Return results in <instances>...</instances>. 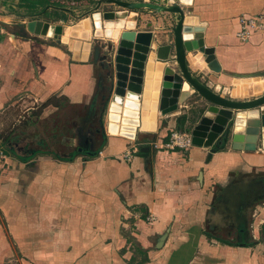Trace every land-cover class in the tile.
Returning a JSON list of instances; mask_svg holds the SVG:
<instances>
[{"label":"crops","instance_id":"obj_1","mask_svg":"<svg viewBox=\"0 0 264 264\" xmlns=\"http://www.w3.org/2000/svg\"><path fill=\"white\" fill-rule=\"evenodd\" d=\"M38 1L42 0H34L33 10L38 9L35 8ZM25 4L22 0H0L1 9L7 10L9 15L10 11L25 8ZM37 11L41 19L52 24H60L58 20L63 21L62 16L64 20L68 17V8L59 5H42ZM184 13L197 16L203 23V45L213 49L222 70L264 69V30L252 31L244 41L234 36L239 27L238 18L264 13V0H191ZM144 15H139L141 22L135 30L143 29L149 22L152 34L163 32L164 26L158 17L153 18L150 9ZM107 40L103 38L99 42ZM27 41L34 49V57L28 61L30 68L26 53L19 49L15 58L10 53V43L0 42V75L6 79L0 82V103L25 85L40 99L56 93L71 103H89L99 87L104 106V142L95 156L86 160L76 157L62 162L41 155L21 168L23 175L19 176L18 186L8 190L1 206L20 253L31 261L36 257L39 264H124L118 254L122 245L117 238V222L125 219L135 221L133 235L140 236L147 244L152 237L163 233L168 237L181 236L179 241L185 249L180 252L197 253V256L192 255L190 259L187 256L185 261L179 259L176 264H223L216 253H212L213 246L202 244L201 229L203 223L211 219L207 214L209 205L215 211L217 205L229 204L228 199H217L216 188L220 184L228 189L235 175H240L245 183L247 203L259 199L257 210L254 209L255 213L261 212L253 225L256 234L264 221V148L260 144L246 151L232 149L226 142L209 157L206 156L209 147L191 144L183 150H159L163 145L161 141L169 134L167 131L179 130L188 121L190 111L193 124L201 116L198 106L194 105V96L182 103L175 102L174 110L166 113L157 105L153 129L137 126L132 139L109 134L106 113L111 84L103 57L105 47L99 48L98 58L94 60L91 50L81 57L80 51L68 50L63 41ZM26 44V41L17 42L18 48ZM187 58L191 68L203 67V60L197 55L188 52ZM143 146L147 150L141 157L136 149ZM152 147L157 149L151 155ZM138 212L144 216H139ZM197 239L199 244L194 245ZM260 242L262 245L251 247L219 245L217 249L223 250L226 257L238 259L236 264H264V239L260 238ZM64 256L66 258L60 262ZM157 263L164 264V261Z\"/></svg>","mask_w":264,"mask_h":264},{"label":"rangeland","instance_id":"obj_2","mask_svg":"<svg viewBox=\"0 0 264 264\" xmlns=\"http://www.w3.org/2000/svg\"><path fill=\"white\" fill-rule=\"evenodd\" d=\"M163 1L157 0L155 2ZM96 2L97 0H42L41 2L38 1L35 8L39 10L42 5H59L68 8L67 19L65 21L58 20V23L66 26L72 21L87 15L92 10H100L105 7L102 3L96 6ZM189 5L182 6L183 10L186 11ZM107 6L109 5L106 4ZM112 9H117V7L112 5ZM37 10L28 12L30 9L27 8L15 9L10 11L9 15L7 10L0 7V16L3 15V18L0 17V19L5 20L0 22V42L10 43L9 50L15 58L18 56L19 49L22 51L21 53H26L28 68H30L28 61L34 57V49L29 47L27 40L30 39L38 43L55 42L51 38L33 35L26 31V20L42 17ZM147 11V8H142L136 12L135 27L141 22L139 15L141 14L144 17ZM151 12L154 15L153 18L158 17L162 26L165 27L166 24H169V14L165 12L157 13L154 10H151ZM5 14L6 16H4ZM153 21L157 22V20ZM19 40L22 43L26 41L27 44L24 47L20 46L22 48H18L17 42ZM90 40H93L92 37ZM106 72L109 73V71ZM202 73L200 75L204 81L208 82L221 95L227 96L229 88L232 86L233 78L231 76H223L220 73L213 74L205 70ZM1 80L3 78L0 75V82ZM3 81L5 82L6 79ZM9 81L12 82L14 80L10 79ZM98 89L94 92L89 103H71L63 95H57L56 93H50L40 99L39 96L30 93L29 87L25 85L15 91L16 93L11 94L10 98L3 104L0 103V264H39L36 262V257H33L32 259L34 260L31 261L17 250L12 233L8 230L7 221L1 206L4 205L8 190L18 186L19 176L23 175L21 168L31 164V161L37 158L36 156H41L34 155L35 153H44L45 156L62 162L70 161L76 157L86 160L88 158L85 153H94L102 146L104 142V106L103 101L100 100ZM191 96L194 95L192 94ZM196 98L198 97L194 96L193 98L196 102L194 105L195 107L198 106L200 113H203L207 103ZM192 113L191 111L188 113V121L184 125L182 124L178 128L179 130L171 129L167 131L169 135L161 141L163 145L158 147L159 150L161 148L183 150L189 147L182 140L183 137L180 134L189 135L192 126L197 122L193 124ZM173 132H176L178 137L170 139V134ZM13 139H16V141ZM1 144L4 145L2 146ZM225 144L220 142L219 146H224ZM169 145L172 148L168 147ZM77 147L81 148L80 151H77ZM5 148L13 152L16 157L8 155ZM156 149L155 147L151 148L153 150V152H150L151 155L156 152ZM136 152H138V149H136ZM24 157L26 158L24 161L19 160V158ZM241 179L240 175L239 177L235 175L234 182H230L228 189L224 185H217V199L222 201L228 199L227 201L230 205L219 204L215 211L209 205L207 214L211 219L206 220L201 229V235H203V238L201 237L202 244L207 243V245L213 246L211 247L212 253H216L218 261L223 264H236L238 259L232 256L226 257L224 251L218 250L217 246L251 247L255 244L262 245L260 238L264 239L261 230V225L264 224V221L260 223L261 225L259 224L260 228L258 227L256 234L253 232V225L258 221L261 213L258 214L259 211L257 213L254 211L259 204V199L252 200L249 204L247 203L246 191L248 190H245V183H242ZM232 191L234 197H232ZM231 210L234 211L233 214ZM140 211H143V209ZM138 214L139 216H144L142 212H138ZM134 222L133 220L125 219L117 222L119 235L117 238L121 239L120 244L122 245L118 254L124 264H159L157 263L158 261H164V264H176L179 259L185 261L187 256L189 259L192 255H194V258L197 256V253L180 252L184 246L181 244L182 241H179L182 237L176 234L168 237L163 233L152 237L148 244L145 241L142 242L140 236L136 237L133 235L135 232ZM215 238H219L225 243L219 242ZM198 240L194 241V245L199 244ZM249 240L254 243L252 245H237L238 243H247ZM179 244H181L180 247L177 246ZM174 249H176L175 252L173 251ZM149 250H151V253H149ZM65 258V256L64 258L61 257L59 261L62 262ZM95 261L97 262V260Z\"/></svg>","mask_w":264,"mask_h":264},{"label":"water","instance_id":"obj_3","mask_svg":"<svg viewBox=\"0 0 264 264\" xmlns=\"http://www.w3.org/2000/svg\"><path fill=\"white\" fill-rule=\"evenodd\" d=\"M190 2L191 0H164L163 2L97 0L96 6L102 3L105 7L100 10H92L82 16L90 17L87 32L81 37L68 35L72 41H77L78 47L74 49L65 42L67 49L74 52L80 51L81 57L91 50L92 59L95 60L98 58L99 48L105 47L103 57L106 58L111 84V95L106 113L107 133H117L132 139L137 126L141 127L143 88L150 60V68L159 71L155 111L157 105H160L162 79L166 67L181 77L176 97L177 103H182L192 94L207 103L205 111L190 130L191 145L209 147L207 157L215 151L220 142H229L232 149L246 151L254 150L257 144L264 148V90L258 95H253L252 91H248V94L244 96H233L231 86L227 96H224L215 91L200 75L205 70L213 74H226L232 78L264 77V69L251 72L222 70L214 58L213 49L203 45V23L198 21L197 16L184 13L182 6L189 5ZM106 4L109 6L106 7ZM112 5H115L117 9H112ZM142 8L169 14V24H166L162 33L152 34L149 22H146L141 30L134 29L137 20L136 12ZM131 11L134 12V16L131 17L132 25L130 27L125 28L122 23L116 29L114 27V34L107 32L108 26L105 24L107 18H114L115 21V18H118L122 12H124V17H129ZM93 12H98L100 15L97 21L91 17ZM82 17L66 26L52 24L48 20L35 17L25 21V29L30 34L51 38L59 43L64 28L75 24ZM122 27L125 29L119 30ZM185 30H197L199 33L185 37L183 35ZM91 37L93 40H90ZM102 37L108 40L104 43L99 42L103 41ZM113 40L115 42H111ZM153 41H156L157 44H154ZM187 41L192 43L190 48H187L185 44ZM91 43L96 44L91 47ZM187 52L202 59L203 67L191 68L186 57ZM154 58L155 61H152ZM184 85H186L185 88ZM208 112H212V117L205 121L207 126L204 129L201 124L204 123V119H207ZM238 112L243 113L244 122L242 124L235 123ZM219 114L224 115L223 121L217 120ZM213 121H218V124L212 123ZM209 126V134L207 133L206 137V134L204 136L202 134L199 138L197 130L207 131ZM244 142H248L251 146H236V144ZM80 149L77 147V151ZM146 150L145 146L139 147L137 155L145 156Z\"/></svg>","mask_w":264,"mask_h":264},{"label":"bare ground","instance_id":"obj_4","mask_svg":"<svg viewBox=\"0 0 264 264\" xmlns=\"http://www.w3.org/2000/svg\"><path fill=\"white\" fill-rule=\"evenodd\" d=\"M99 13L98 12H93L91 17L95 21L98 20L99 18ZM134 16L130 12L129 17H124V12L120 13L118 18L110 19L107 18L105 21V24L108 26V33H113V29L119 27L122 23L124 24V27L128 28L132 25V19L131 17ZM112 20V21H110ZM89 21L90 17H82L78 22L75 24L65 27L64 31L61 35V41L68 43L72 48L77 49L78 43L77 41H72L68 35L72 34L75 36H83L87 30L89 29ZM115 25H113V24ZM106 32V33H107ZM199 31L197 30H185L184 31V36L189 37V36H194ZM187 48L191 47V42H185ZM188 53V52H187ZM187 57V55H186ZM195 59V58H194ZM188 60V58H187ZM194 61H197L196 59ZM189 65L190 62L188 61ZM150 60L148 61V68L146 71V76H145V84H144V92H143V98H142V124L141 127L143 129H151L153 128L154 125V115H155V99H156V92H157V80L159 78V71L158 70H152L150 68ZM154 80L153 82L150 80ZM181 81V77L174 74L172 70L168 67L165 68L164 74H163V81H162V87H161V95H160V109L162 112H170L174 110V103L176 102V97L178 93V85ZM251 84L250 87L247 85ZM186 85H184L185 88ZM264 90V78L260 80V77H248V78H233L232 79V89H231V94L233 96H244L248 94V91H252L253 95H258ZM207 119H204V123H202V127L205 129L207 124L205 123L206 120L211 119L212 117V112H208L206 114ZM217 120L218 121H223L224 120V115H217ZM218 121H213L212 123L218 124ZM244 122L243 118V113L238 112L235 118V123L236 124H242ZM200 125V126H201ZM207 131H204L203 129L197 130L199 133V138L203 134L205 137L209 134L210 132V126ZM208 133V134H207ZM236 146H246L250 147L251 144L248 142H244L241 144H236Z\"/></svg>","mask_w":264,"mask_h":264},{"label":"built area","instance_id":"obj_5","mask_svg":"<svg viewBox=\"0 0 264 264\" xmlns=\"http://www.w3.org/2000/svg\"><path fill=\"white\" fill-rule=\"evenodd\" d=\"M238 30L234 33V36L240 40V41H244L248 38V36L250 35V33L252 31H263L264 30V13H260V14H256V15H252V16H240L238 18ZM184 140V142H186L187 145H190V136L187 134H180ZM176 137H178L176 132H173L170 134V139L173 138L175 139ZM179 143V142H178ZM168 145V144H166ZM168 147L172 148L171 145H169Z\"/></svg>","mask_w":264,"mask_h":264},{"label":"trees","instance_id":"obj_6","mask_svg":"<svg viewBox=\"0 0 264 264\" xmlns=\"http://www.w3.org/2000/svg\"><path fill=\"white\" fill-rule=\"evenodd\" d=\"M22 1H24L26 4H25V8H27V9H30V11H28V12H31V10H32V12H33V7H34V0H22ZM60 19H62V20H64L65 19V16H62ZM169 135V134H168ZM168 135H166V136H168ZM103 137H104V135H103ZM165 139V138H164ZM14 141H16V139H13ZM2 146L4 145V144H1ZM100 148V147H99ZM98 148V149H99ZM223 148V146L221 145V146H217L216 148H215V150L217 151V150H220V149H222ZM97 149V150H98ZM5 150H6V152H7V154L8 155H11V156H14V157H16L15 156V154L13 153V152H10L8 149H6L5 148ZM83 151V150H82ZM96 152L97 151H95L94 153L93 152H91V153H85L86 154V156H87V158H92V157H94L95 156V154H96ZM34 155H45L44 153H38V154H34ZM33 155V156H34ZM26 158L24 157V158H19V160H25ZM261 230H262V233H263V237H264V224L263 225H261ZM216 240H218L219 242H222V243H225L223 240H221V239H219V238H215ZM254 242L253 241H251V240H249L247 243H238L237 245H252Z\"/></svg>","mask_w":264,"mask_h":264}]
</instances>
